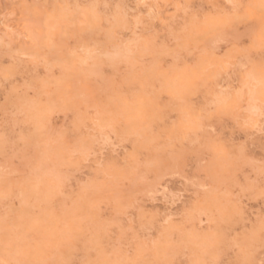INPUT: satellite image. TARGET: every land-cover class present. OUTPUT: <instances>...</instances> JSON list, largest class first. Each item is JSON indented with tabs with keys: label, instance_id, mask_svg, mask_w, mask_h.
Returning a JSON list of instances; mask_svg holds the SVG:
<instances>
[{
	"label": "clouds",
	"instance_id": "9594fccd",
	"mask_svg": "<svg viewBox=\"0 0 264 264\" xmlns=\"http://www.w3.org/2000/svg\"><path fill=\"white\" fill-rule=\"evenodd\" d=\"M0 264H264V0H0Z\"/></svg>",
	"mask_w": 264,
	"mask_h": 264
}]
</instances>
